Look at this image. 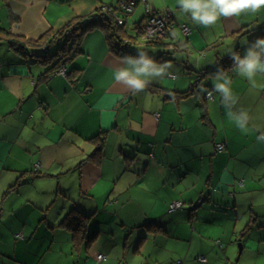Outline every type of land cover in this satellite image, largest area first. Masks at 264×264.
I'll list each match as a JSON object with an SVG mask.
<instances>
[{"label":"crops","instance_id":"crops-1","mask_svg":"<svg viewBox=\"0 0 264 264\" xmlns=\"http://www.w3.org/2000/svg\"><path fill=\"white\" fill-rule=\"evenodd\" d=\"M147 1L153 9L171 11L176 36L159 39L173 40L172 44L137 47L153 56L180 47L169 55L173 60H158L171 65L167 75L150 81L139 93L115 80L121 57L110 51L105 32L99 28L85 35V52L74 60L82 71L70 77L47 76L44 72L48 65L29 61L5 45L0 47V244L8 234L19 235L16 251L19 244L30 243L46 223L53 232L64 228L58 221L65 215H55L50 223L52 209L48 211L45 206L53 193L44 190L41 181L45 178L57 184V196L67 194L69 181L80 184L71 205L90 215L89 233L90 227L95 228L97 238L88 248L82 245L78 250L79 264H99L103 260L98 257L104 254L102 251L92 257L89 253L102 231L98 213L119 214L125 202L133 198L149 204L153 212L162 207L158 216L133 209L138 213L137 220L151 216L141 222H136L130 211L121 214L127 219L121 226L129 225L130 233L132 228L143 229L146 222L162 227L153 233L144 228L146 240L134 253L141 252L151 234L162 235V241L164 237L172 240L168 247L159 245L167 254H155L156 260L230 264L238 253L234 239L238 230L242 232L250 224L247 235L252 231L264 236V142L257 140L264 131V76L256 77L257 87L253 89L247 79L231 70L232 63L225 61L243 44L247 48V40L250 43V38L264 28V9L238 18H221L205 28L181 13L176 0ZM103 3L0 0V26L27 39H37ZM181 24L190 28L188 34ZM248 30L251 32L244 34ZM218 67L228 70L232 77L235 108L246 110L251 117L247 133L228 119V109L213 87L214 73L201 74ZM208 91L214 93L213 99H206ZM100 131L107 135L104 155L95 162L88 159L95 149L90 138ZM217 143L226 146L217 150ZM133 187L138 188L139 195L129 191ZM149 192L152 196L148 199ZM178 199L185 207L169 212V204ZM101 202L104 205L100 206ZM63 209L67 210V203ZM27 235H31L29 240ZM258 239H251L258 243L256 250L264 241ZM70 241L73 245L72 238ZM247 248L245 242L243 249ZM199 256L207 261H200ZM0 264H6L5 260Z\"/></svg>","mask_w":264,"mask_h":264},{"label":"rangeland","instance_id":"rangeland-1","mask_svg":"<svg viewBox=\"0 0 264 264\" xmlns=\"http://www.w3.org/2000/svg\"><path fill=\"white\" fill-rule=\"evenodd\" d=\"M106 3H113L117 4L118 0H103ZM111 1V2H110ZM142 8L145 9L144 4L140 3L134 13L128 16L129 22L126 23V29L129 31H132V33L135 32L134 30V20L140 19V17L145 13L142 11ZM141 13L136 18H133L134 14ZM137 19V20H138ZM251 39V38H250ZM250 41V40H249ZM247 40V44L249 43ZM145 40L142 38H139V42L135 45L145 46L144 43ZM246 49V46L243 44L239 50L244 51ZM238 50V51H239ZM210 74V73H208ZM207 76V74H206ZM206 76L203 77L206 79ZM206 81V80H205ZM206 88L208 87V84H203ZM204 88V87H203ZM202 88V89H203ZM80 164L78 165V175L80 174ZM65 178L63 177V180ZM44 190H52L53 195L51 196L50 202L48 205L45 206V208L48 207V211H51L49 214H52V218L50 223L53 221L55 215H66L70 208L72 207V201L76 200V195L80 192V184L77 183V181L71 182L69 181V185L66 189L67 194H59L58 196L55 194L56 192V186L57 184H51L50 180L48 179H42ZM72 184L75 185L74 189L71 190ZM32 189H36L35 186L31 187ZM129 191L132 194L139 195V190L136 187L129 188ZM158 192H162V189H159ZM62 193V192H61ZM48 194V193H47ZM149 198L152 196L150 192L147 194ZM132 202H125L123 210L116 215H108L104 211H100L96 217L97 220L101 222V228L102 231L99 232V237L96 243H94V246L92 250L89 252L94 254L97 251H102L106 259L101 260V262H98L99 264L106 262L104 264H177L176 262H173L174 259L162 261V260H156L155 254L161 252L162 254H167V251L162 249L163 246L168 247L172 240L166 239L164 237V241L162 238V235H155L151 234L148 236L147 242L145 246L141 249V252L134 253L133 250L136 248L137 243L140 239V237L143 235H147L145 229H139V228H132L130 233V226L125 224L126 226H121L122 220L127 221L125 219V215L121 216L122 212L130 211L132 212L133 209L140 210L144 209L149 215L158 216L160 214V211L162 207L158 208L157 212L152 211V207L147 206L149 204H144L140 202L138 198H133ZM155 202V200H154ZM67 203V210L65 211L63 209V206ZM69 203V204H68ZM106 203V202H105ZM108 204V202H107ZM104 205L102 202L100 203V206ZM147 207V210L145 208ZM154 207V206H153ZM185 207V206H184ZM44 208V209H45ZM156 208V206H155ZM154 208V209H155ZM108 208H106L107 210ZM141 211V210H140ZM156 213V214H155ZM134 216H136L135 221L141 222L145 218H151V216H143L140 220H137L138 213L132 212ZM64 216L61 218L63 219ZM245 218V217H244ZM249 216L246 217V221L248 220ZM62 219H59V223L62 221ZM134 221V220H132ZM150 222L149 220H147ZM57 222V224H58ZM103 222V223H102ZM147 223V222H146ZM110 225V226H109ZM48 223H46L45 228H40L37 230L34 238L30 240V243H23L19 244L17 246L16 251L14 250L16 240L17 239L15 234L12 236L8 234L5 238V241L0 244V260H5L6 264H79V253L76 250V248H73V245H71L70 238H72V235H70L69 232H67L66 229L62 228L59 229L56 232H53V229H47ZM59 226V224H58ZM95 228L90 227V232H94ZM110 231L113 232L114 236L111 237ZM129 236L127 245L124 246L125 238ZM31 235H27L26 238L29 240ZM213 237V236H212ZM258 237L264 239V236H257V234L253 233L252 231L246 234H242L240 230H238L237 237L235 239V246L238 250L237 255L231 260L230 264H264V241L262 242L261 249L256 250L258 248V243L253 242L251 239L259 240ZM161 238V240H160ZM217 241L216 238H213V241ZM238 240V241H237ZM245 242L247 243V249L240 253V247L245 245ZM188 244V243H186ZM162 246V247H159ZM222 252V250L220 249ZM14 254L16 255V258L14 257ZM153 254V255H151ZM90 255V254H89ZM79 259V260H78ZM176 260H181V258H175ZM20 262H18V261ZM175 260V261H176ZM100 261V260H99Z\"/></svg>","mask_w":264,"mask_h":264},{"label":"trees","instance_id":"trees-1","mask_svg":"<svg viewBox=\"0 0 264 264\" xmlns=\"http://www.w3.org/2000/svg\"><path fill=\"white\" fill-rule=\"evenodd\" d=\"M120 1L121 0H118L117 4L103 3L95 9V11L83 16H76L68 21L60 30L52 32L50 35H42L37 39H27L21 35L12 33L6 27L0 26V47L5 45L17 55L22 56L29 61H38L42 64L48 65L49 67L44 72L47 76L56 75L55 71L61 67H66L65 75L69 77L75 75L76 73H80L82 68L77 66L74 63V60L80 54L85 52L83 39L88 32L94 30L95 28L102 29L105 32L109 49L114 55L119 57H123L125 55H135L138 50V45L135 44L138 43L139 38H141L142 23H144L147 19V3L149 7L150 4L147 0H134L133 10L128 12V14H124L125 11L119 4ZM140 3L144 4L146 13L139 21L134 22L133 25L135 32L132 33V31L127 30L125 27L126 20L128 16L135 11L136 7ZM150 9L154 11L160 10L153 9L151 7ZM118 16H124V23L121 25L116 22V17ZM172 32L173 31L169 32L165 38L167 39L168 37L173 36ZM250 32L251 30H248L247 32H244V34L247 35ZM260 36H264V28L259 33H256L251 38V41ZM144 43L146 44L145 46L150 44H159L162 46L164 44H172L173 40H171V42H162L157 39L153 41H145ZM178 47H180V45H176V48ZM175 49L172 48L161 51L160 53L158 52V55L156 56L148 54L153 56L157 61L161 59L162 62H165L173 60V58L169 57V55L173 54ZM230 57L231 55H228L227 58H225V61L232 63V59ZM216 70L217 69L206 70L201 74L205 75L206 73H215ZM197 82L198 81L193 83V87L196 86ZM187 92L188 91H185L184 93ZM106 136V131H100L90 138V141L95 144V149L93 153L88 156V159L95 162L101 161L104 155ZM193 215L194 211L192 210L190 216L191 220ZM89 221L90 215L84 213L78 207L73 206L59 224L71 233L73 248L75 247L77 251L80 250L82 245L88 248L97 238V231L89 233ZM142 227L150 233L162 230V227L156 223H146L142 225ZM250 227V224H248L243 229L242 234H246ZM16 236L20 237L19 235ZM145 240V235L140 237L136 246V251L140 246H142Z\"/></svg>","mask_w":264,"mask_h":264},{"label":"clouds","instance_id":"clouds-1","mask_svg":"<svg viewBox=\"0 0 264 264\" xmlns=\"http://www.w3.org/2000/svg\"><path fill=\"white\" fill-rule=\"evenodd\" d=\"M181 13L189 15L192 22L205 28L216 25L221 18L240 17L258 13L264 9V0H176ZM176 36L175 31L172 32ZM231 70L247 79L252 88L257 87L256 77L264 76V36L248 43L245 52L231 53ZM121 67L115 70V80L126 85L133 93L143 91L148 83L168 73L170 64L160 63L147 51L138 48L135 55L120 59ZM213 87L222 98L221 103L228 109V119L241 132L250 131L251 117L246 110L236 109L237 98L232 90V77L228 70L218 67L213 75ZM257 131H260L259 129ZM257 140L264 142V131Z\"/></svg>","mask_w":264,"mask_h":264},{"label":"built area","instance_id":"built-area-1","mask_svg":"<svg viewBox=\"0 0 264 264\" xmlns=\"http://www.w3.org/2000/svg\"><path fill=\"white\" fill-rule=\"evenodd\" d=\"M121 7L125 11L124 14H128L133 10L134 0H121L120 3ZM147 11V19L142 23V38L145 41H153L157 39H161L165 37L169 32L173 31L175 27V20L173 19L172 13L168 9H163L159 11L151 10L150 7H146ZM124 16L116 17V22L118 24L124 23ZM181 29L185 34L190 32V28L185 25L181 24ZM56 74L65 75L66 74V67H61L55 71ZM206 98L213 99L214 93L208 91L206 93ZM225 143H217L216 148L217 150H222L225 148ZM184 206V202L180 199L175 200L169 204V212H173L179 209H182ZM99 259H104L106 256L104 254L98 255ZM198 259L200 261L206 262L207 259L204 256H199ZM180 262V261H179ZM181 263V262H180Z\"/></svg>","mask_w":264,"mask_h":264},{"label":"water","instance_id":"water-1","mask_svg":"<svg viewBox=\"0 0 264 264\" xmlns=\"http://www.w3.org/2000/svg\"><path fill=\"white\" fill-rule=\"evenodd\" d=\"M242 249H243V246L240 247V252L242 251Z\"/></svg>","mask_w":264,"mask_h":264}]
</instances>
